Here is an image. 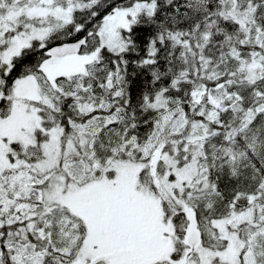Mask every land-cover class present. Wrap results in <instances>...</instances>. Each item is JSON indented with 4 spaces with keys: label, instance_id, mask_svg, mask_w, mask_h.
I'll use <instances>...</instances> for the list:
<instances>
[{
    "label": "snow or ice",
    "instance_id": "obj_1",
    "mask_svg": "<svg viewBox=\"0 0 264 264\" xmlns=\"http://www.w3.org/2000/svg\"><path fill=\"white\" fill-rule=\"evenodd\" d=\"M0 264H264V0H0Z\"/></svg>",
    "mask_w": 264,
    "mask_h": 264
}]
</instances>
